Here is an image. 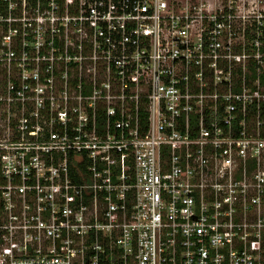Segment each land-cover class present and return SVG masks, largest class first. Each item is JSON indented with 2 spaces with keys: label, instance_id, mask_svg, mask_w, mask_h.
Here are the masks:
<instances>
[{
  "label": "built area",
  "instance_id": "built-area-1",
  "mask_svg": "<svg viewBox=\"0 0 264 264\" xmlns=\"http://www.w3.org/2000/svg\"><path fill=\"white\" fill-rule=\"evenodd\" d=\"M0 264H264V0H0Z\"/></svg>",
  "mask_w": 264,
  "mask_h": 264
}]
</instances>
